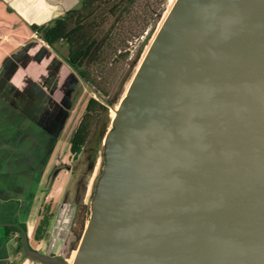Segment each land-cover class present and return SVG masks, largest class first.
<instances>
[{"label":"water","instance_id":"water-1","mask_svg":"<svg viewBox=\"0 0 264 264\" xmlns=\"http://www.w3.org/2000/svg\"><path fill=\"white\" fill-rule=\"evenodd\" d=\"M114 113L72 264H264V0H175Z\"/></svg>","mask_w":264,"mask_h":264},{"label":"crops","instance_id":"crops-1","mask_svg":"<svg viewBox=\"0 0 264 264\" xmlns=\"http://www.w3.org/2000/svg\"><path fill=\"white\" fill-rule=\"evenodd\" d=\"M78 4L0 0V257L7 251L9 226L32 228L38 221L41 203L31 197L35 191L46 194L41 185L47 157L72 124V94L80 80L30 27L46 25ZM46 195L53 197L52 191Z\"/></svg>","mask_w":264,"mask_h":264},{"label":"trees","instance_id":"trees-1","mask_svg":"<svg viewBox=\"0 0 264 264\" xmlns=\"http://www.w3.org/2000/svg\"><path fill=\"white\" fill-rule=\"evenodd\" d=\"M152 1L153 4L150 2L143 10L139 7L140 0H80L79 7L66 11L50 23L30 27L56 54H60L58 46H64L66 50V55L62 56L64 62L102 99L99 101L90 98L86 103L80 122L69 140V152L73 158L81 153L93 133L97 138L96 145L101 144L110 123L109 107L116 104L121 92L113 96L110 84L99 86L96 83L99 79L95 75L96 71L112 57H115L113 60L116 58L126 60L130 53V43L138 40L152 23L159 20L166 0ZM148 39L149 34H146L140 43L138 54ZM94 158L95 154L92 163ZM93 194L94 189L91 198ZM89 213V204L81 206L78 220L79 238L84 231ZM47 222L48 216L40 221L41 224Z\"/></svg>","mask_w":264,"mask_h":264},{"label":"rangeland","instance_id":"rangeland-1","mask_svg":"<svg viewBox=\"0 0 264 264\" xmlns=\"http://www.w3.org/2000/svg\"><path fill=\"white\" fill-rule=\"evenodd\" d=\"M150 2L152 3L153 1L140 0L139 7L144 10L145 7L149 6ZM172 4H169V0H166L165 4L162 7V14L159 20L154 24L152 23V25H150L146 29L143 37H146L147 33L149 34V39L140 54H138L140 41H134L132 45H129L130 55L126 60L121 61L117 58L113 60V58L115 57H112L110 60H106L103 65H100L99 69L96 71L95 75L99 78L96 83L99 86L103 87V85L105 84H110L111 95L113 96L119 91L121 92L116 104L112 107H109L108 118L110 122L112 118V111L117 108L120 100L124 97L132 77L134 76L140 62L142 61L149 45L151 44L158 28L160 27L167 12L170 10ZM79 5L80 0L77 7H79ZM58 51L60 54L57 55L63 60L62 56L66 55L65 47L58 46ZM90 98H95L99 101H102V99L99 98L98 95L95 94L90 87L79 80V83L72 94V124L59 136L55 150L54 152H52V156L49 155L47 157V174L46 178L44 179L45 182L41 186L44 190H46V194L52 191L53 197L52 199H45L47 195L42 194V192L40 191H35L31 197V200L39 199L37 201L42 204V210L45 207H49V211L52 212L53 215L51 219L53 223L59 221L60 223L69 222L72 214L74 213L75 204H89L95 182L101 174L103 146L102 142L101 144L96 145L97 138L94 133L91 136L88 144L82 149L81 153L78 156L73 158V156L69 152V140L75 129V124L82 116L86 103ZM109 129L110 123L106 131ZM91 153L92 155H90ZM94 154V162L92 165H89V158L93 157ZM57 169L62 172H59V176L57 175V180L55 181L54 188L51 190L53 175L55 174V171ZM66 171H68V173ZM79 182L82 185L80 184L79 186ZM78 187L81 188L77 193L76 189ZM62 208L64 209V211L60 212Z\"/></svg>","mask_w":264,"mask_h":264},{"label":"flooded vegetation","instance_id":"flooded-vegetation-1","mask_svg":"<svg viewBox=\"0 0 264 264\" xmlns=\"http://www.w3.org/2000/svg\"><path fill=\"white\" fill-rule=\"evenodd\" d=\"M142 40H144L143 36L135 41H140L141 43ZM132 43H130V45H132ZM90 155H92V153ZM92 158L93 157L89 158V165L93 164ZM58 172L59 171H55L53 179ZM80 184L79 182V186ZM80 188L81 187H78L76 189L77 193L80 191ZM41 205L37 213L38 221L32 225V228H28L26 223L13 224L8 227L10 238L8 240L6 254L0 257V264L73 263L81 238H79V211L84 204H75L72 217L69 222L65 223H60V221L53 223L51 221L53 215L52 212L49 211V207H45L42 210ZM62 211H64L63 208L60 212ZM46 216H48V222L41 224L40 221Z\"/></svg>","mask_w":264,"mask_h":264},{"label":"bare ground","instance_id":"bare-ground-1","mask_svg":"<svg viewBox=\"0 0 264 264\" xmlns=\"http://www.w3.org/2000/svg\"><path fill=\"white\" fill-rule=\"evenodd\" d=\"M174 0H169V4H172ZM115 115L114 110L112 111L111 117L113 118Z\"/></svg>","mask_w":264,"mask_h":264}]
</instances>
